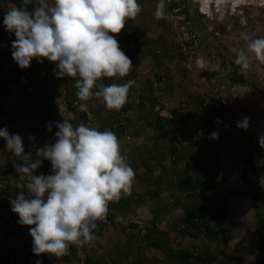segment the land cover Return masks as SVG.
<instances>
[{"label": "rangeland", "instance_id": "374dc122", "mask_svg": "<svg viewBox=\"0 0 264 264\" xmlns=\"http://www.w3.org/2000/svg\"><path fill=\"white\" fill-rule=\"evenodd\" d=\"M200 1L189 0L187 7H189V11L196 22H198V18H201L206 29L197 28L202 44H200L198 52L193 54L194 60L185 64L187 60L185 52L177 44V39L180 38L182 22H177L176 17L173 15V9L181 6L180 1L163 0L165 15L163 18L157 19L155 12L160 0H137L142 10L135 19L127 21L123 30L132 31L137 26L142 28L146 34L140 39L145 44L144 47L142 46L144 51L138 54L141 60L139 61L141 65L139 64L140 66L137 68L138 75L133 79L135 80L139 77V84L134 88L132 98L128 103L129 108L121 115V117H129L132 120L127 129L130 138L126 136L123 139L121 137L119 142L127 162L131 160L129 157L130 153H132L130 146L133 143H137L139 136H144L147 139L144 144L140 145L142 148L148 142L147 150L154 149L153 138L159 137L163 145L168 146L161 148V143L160 146L157 145V149H154V151L160 152V149H164L168 154L171 153L170 157H172V152H170L172 144L168 138L171 139L175 133L177 134L176 129L183 124L178 126L179 124L174 122L167 123V135L163 138L158 136L156 128L148 124L149 120L141 116L143 113L140 107L141 96L147 94L146 96L149 97V100L146 101L145 107L150 109L149 107L152 106L150 98L154 99V96L148 94L151 93L149 91L150 84L155 89L160 87L154 86L150 82L142 81L140 76L151 73V71L155 73V69L160 72L161 68L163 74L171 75L170 77L175 81H173V84H177L176 86L179 87L184 86L181 92L173 93L172 101L175 103L179 101L181 106L185 108V112L189 111L190 116L186 120L187 126L188 124L193 126L194 131H198L196 133H203L202 130L208 124V116H213L222 111L224 117L219 120L220 123L214 126V132L218 133V139H213L211 134L208 135V142L204 141L190 147V153L193 156H185L175 165L171 158H165L164 161H166L169 169L167 177L169 180H167V183L165 182L167 189H163L165 188V185H163L164 187L160 186V190H154L153 187L156 185H153L150 190V185L154 184L151 182H147V185H141V187L137 186L139 185L138 181L143 180V178L138 179V173L144 177L146 172L145 169L137 170L133 168L135 177L132 183L134 189L130 190L131 197L127 196L128 201L124 202L116 200L114 204L121 205L122 210L118 212L117 216L124 218L128 215H134V210L138 206L147 207L145 209L148 212L151 210L152 212L160 213L161 216L157 218L158 227L163 230L164 228L168 229L166 240L173 250H189L191 252L194 247H201V249L208 247L213 249V251H217L219 259L224 261L223 264H255L257 255L250 252V241L257 229V202L251 195L243 194V191L248 190V185L243 178L246 176L250 181L257 182L260 186L264 183V180L261 179L264 176V166H261L262 164L264 165V148H261L259 144V138L264 136V63L255 60L250 52H248V55L251 67L248 70L242 71L240 66L236 65L234 61L240 50L243 49L247 52L248 42L244 39L245 35L250 37V39L264 38V0H227L224 4H220L218 0H203L204 8L209 9L211 13L210 19L202 16L199 10ZM47 2L51 4L52 0H47ZM1 3L0 1V5ZM173 3L177 4L174 6ZM3 4L8 9V4L10 3L4 2ZM1 20L2 18L0 17ZM208 29H211L210 34ZM121 34L122 31L116 35V39ZM214 41L219 44L218 47L210 46V43ZM12 42L11 47H9L11 50H7L3 41L0 43V52L4 57H6L5 52L8 53L9 51L11 56L10 58L9 56L7 57L11 62L9 65L14 69L17 68L21 73H26L36 84H41L52 92L55 87H58L61 95L52 100L44 109H33V106L35 107L37 103L31 92L28 91L23 96V100H20L22 97L20 89L25 81L22 80V76L18 77L16 74V76H13V80H6L0 77L2 79L0 81L1 87L3 88V91L0 92V99H5L6 97L4 96L8 93V98L5 100L7 105L3 108V113L0 114V120L4 123V125L0 126V129L7 128L10 134H19L25 142L23 147L26 152L29 147H36L27 144L29 137H33L37 141L40 138L44 139L49 144L55 143V133L58 130L55 127L56 122H63L66 119L73 126L82 123L87 125V122H83V119L78 114L73 115L69 111L66 115L64 114L65 96L66 94H73L74 90L69 86L64 87V77L56 78L54 75L56 64L45 59L41 66L38 65L32 69L34 58L28 68L21 69L12 58ZM149 42L151 43L150 45L148 44ZM119 46L121 48L123 44L121 45L119 42ZM151 49H154L158 55V52L164 53L161 64L155 62L152 52H149ZM198 58H201V61H197ZM219 58L223 62H220ZM189 64L190 66H187ZM9 65L3 62L0 63V73L5 74L6 72L4 71H8L6 75H12ZM157 75L159 74L156 73V77ZM160 75L162 76L161 73ZM239 77H243V79L238 80ZM215 78H217L216 81ZM103 80L106 81V78H103ZM6 83H8L7 87H5ZM168 88L169 86H166L164 89ZM161 97H163L162 93ZM207 97H215L217 100L222 101L223 107L221 110H217L215 114H212L213 111H211L212 113L210 114L202 106L203 102L201 104V101L207 99ZM12 106L15 109L14 111L10 109ZM101 111L95 114L98 122L106 117V110ZM170 115H172V111L169 110L165 116L169 117ZM245 117L249 118V127L245 131L252 137L256 145L253 157L248 164L243 159V147L238 141L239 136H241L240 129L243 128L237 127V122ZM54 119H56V122H53ZM49 124L52 126L51 131L48 130ZM127 142L129 145L126 144ZM1 151H8L6 149V141L3 138H0V153ZM35 151L37 152V149ZM9 154L11 155L10 157L4 158L2 155L0 156L1 177H4L6 172H12L11 168L14 167V163L20 164L23 162L14 156L12 152L9 151ZM197 155V159L200 160L195 158ZM215 155L218 156L217 164L219 169L213 175V184L229 202L230 212L226 215L229 236L224 237L219 244L196 238H191L188 243L186 240V242L181 241L178 243L177 239L182 237L184 233L191 231L190 228H186L185 232H180L178 228L182 225L181 220L185 206H191L194 198H191L188 192H181L178 189L179 179L177 176L183 174L186 163L190 160L196 165L189 169L186 176L188 179H194L200 165L204 164L202 157L211 159ZM23 159L29 160L34 159V157L33 155L30 158L23 156ZM43 166L44 164L41 165L42 168H44ZM172 182L174 183L173 186L170 185ZM169 187L173 188L169 189ZM261 187L264 191V186ZM176 189L180 192L175 191ZM119 219L107 224L103 230H94V239L90 245L95 258L99 257L104 262L115 259L121 261L122 264H132L133 262L141 264L140 258L143 255L144 261L153 259L155 264H168V258L164 253L156 248L148 250L147 245L149 243L143 236L146 234L145 230L140 233L142 235L124 234V221ZM143 220L141 221L143 222ZM170 223L172 229L170 228ZM140 238H143V240H140ZM175 264L182 263L176 261Z\"/></svg>", "mask_w": 264, "mask_h": 264}, {"label": "clouds", "instance_id": "9594fccd", "mask_svg": "<svg viewBox=\"0 0 264 264\" xmlns=\"http://www.w3.org/2000/svg\"><path fill=\"white\" fill-rule=\"evenodd\" d=\"M30 4L33 0H22L23 6L12 7L3 19L5 29L14 40L9 47L12 42V58L18 66L26 69L34 58L39 63L46 59L56 64V78H77L76 95L83 102L78 105L81 112L88 111L87 101L94 96L102 98L109 110L122 108L134 80L123 84H99L98 90L93 89L103 78H124L131 71L132 61L121 50L116 35L128 20L135 19L141 12L137 0H52L51 4L47 0H36L29 10ZM163 9L164 3L160 0L155 12L157 19L164 17ZM199 10L202 16L210 19L211 13L204 8L203 0ZM3 37L0 43L3 41L6 47L8 43ZM244 39L248 42L247 52L240 50L234 61L242 71L251 67L248 52L264 63V38L250 39L245 35ZM157 77L155 86L162 87V80ZM55 127L58 129L55 143L49 144L41 138L32 141L33 137H29L31 141L27 144L36 147H29L26 152L19 134H10L7 128L0 129V138L6 141L8 150L1 151L0 156L10 157V151L23 161L14 163L11 168L14 173L6 172L0 179L11 184L17 196L10 200L11 211L18 214L21 225L30 226L32 251L37 256L61 257L68 253L72 244H90L97 222L107 216L109 203L129 193L135 177L111 130L99 131L83 123L73 126L66 119L56 122ZM237 127L247 130L249 118L238 121ZM51 128L49 124L48 130ZM211 137L218 139V133H211ZM259 144L264 148V136L259 138ZM31 155L34 159H23ZM47 160L53 174L45 176L40 173L44 170L41 165ZM35 170L38 173L34 175ZM261 179L264 180V176ZM142 223L143 226L153 225L146 220ZM182 225L183 228L178 229L185 232V225ZM186 234L190 235H183ZM191 252L196 254L193 248ZM36 264L41 261L37 260Z\"/></svg>", "mask_w": 264, "mask_h": 264}, {"label": "trees", "instance_id": "16d2710c", "mask_svg": "<svg viewBox=\"0 0 264 264\" xmlns=\"http://www.w3.org/2000/svg\"><path fill=\"white\" fill-rule=\"evenodd\" d=\"M2 3H10L7 6L8 7H22V0H0ZM181 8V12L188 15L189 19H191L189 7V0H179ZM36 0H33V4H30L28 6V9L31 10L32 7L35 5ZM177 3H173L175 6ZM7 11V9H6ZM5 15H2L0 12V17L4 19ZM144 30L140 27H134L132 31H124L122 30V34L117 36V40L123 44L121 46V50L130 58L136 57L139 53L143 52L144 49H142V46L144 47V42L141 41L140 38H143ZM13 36H15L13 34ZM123 36V37H122ZM3 37V30L0 29V41ZM147 41V38H146ZM118 42V43H119ZM10 44V43H9ZM151 44L150 42L148 43ZM127 45V46H126ZM149 52H152L153 58L155 57V62L157 64H161L162 57L164 56L163 52H158L159 56L154 49L149 50ZM0 61L6 62L8 65L11 63L7 57H4L3 54L0 52ZM42 63H39L36 59L34 60V63L32 64V69H34L36 66L40 65ZM10 66V65H9ZM13 70V71H12ZM10 71L12 75H6L0 73V77L6 80H13V76H27L26 73H21L16 68H12L10 66ZM138 75L137 73V67H135L134 64H132V68L130 73L124 77H113V78H106V81L103 79L98 82V85L96 88L93 89V91L98 90L99 84L109 85L112 83H119L123 84L127 82L128 80H133L134 77ZM165 75V78H162L161 75H157V79L162 82V87L169 86L167 90V94L170 96H173L174 90L176 87L179 88V92L183 90V87L176 86L177 84H173L175 81L172 80V77ZM0 79V81L2 80ZM77 78H72L65 76L64 81L65 85L73 88V94L69 95L66 94L65 96V103L68 107L69 113L76 115L78 114L80 118L83 119V122H87V125L90 127H96L99 131L104 130H111L118 138V140L121 139V137L124 139L126 136H128V125L132 123V120L129 117H121L123 113L129 108L128 103L129 100H131L132 96V89L133 86L130 88L128 95H127V101L123 105L122 108L119 110H109L105 107V104L103 102L102 98L92 97L87 101L88 105V111L87 112H81L79 110L78 106H73L74 100H78L77 98V88L75 87ZM243 77H239L238 80H242ZM135 81V80H134ZM142 81L150 82L154 84L155 82L148 77L142 79ZM174 81V82H173ZM241 82V81H240ZM8 83L5 84V87H7ZM2 84L0 82V92L3 91V88L1 87ZM56 86V85H55ZM28 88H31V95L35 98V101L37 105L33 109H38L39 107L44 109L52 100H54L57 96L61 95V92L59 91L58 87H55L53 92L48 89L44 88L41 84H36L34 80L30 77L23 83L21 86L20 92H21V98L20 100H23V96H25L28 93ZM155 87H153L154 89ZM161 88V87H160ZM67 90V89H66ZM151 91V90H150ZM176 91V90H175ZM3 94V93H2ZM4 96L5 99H0V114L3 113L4 107L7 105L8 93ZM183 94V93H181ZM147 94H144L141 96L140 99V107L143 110L142 117L145 119H148L149 125L154 126L156 128V133L158 136L163 137L167 135L166 133V124L174 122L175 124H183L178 129H176L177 134L175 133L170 140V143L172 144L170 152H172V157H170V154L165 152L163 149V153L155 152L154 149L146 150L142 154H139L136 156L135 152L132 150V153H130L129 157L131 160L128 162L129 165L134 169H145L144 177L138 173L137 177L138 179L143 178L144 185H147V182L155 183V174L154 168L161 167L162 172H168V168H166L163 164L165 158L172 159L174 161V165L178 163L183 157L185 156H193L190 153V147L195 144H199L201 142H208L207 136L210 135L215 131V125H217V121L221 120L224 116L222 115V111L215 115H210L207 117L208 124L205 129H203V133H196L198 131H194L193 126H187L186 120L190 116L189 111L185 112V108L181 106V103L179 101L177 103L174 102L175 105L172 107V116L170 118H166L160 113H155L154 111L148 109L145 107L146 101L149 100V97L146 96ZM201 99V98H200ZM214 101H217L215 97L211 98ZM152 100V98H150ZM79 101V100H78ZM201 101V100H199ZM203 101H201L202 104ZM80 103H83L80 101ZM152 105H154V101H151ZM12 109L11 111H14V107H10ZM106 110V117L99 120H96L98 122V126H95L92 121H89V112H93L97 114V112H102L101 110ZM67 111V112H68ZM45 112V111H44ZM211 114V111H209ZM213 114V113H212ZM4 125L3 121L0 120V126ZM2 128V127H1ZM58 131V130H57ZM240 135L238 138V141L240 142L241 147H243V159L245 160V163L248 164V162L251 161L253 157L254 150L256 148V145L254 141L252 140V137H250L247 132L244 129H240ZM130 137V136H129ZM131 140V139H130ZM129 145V143H126ZM121 154L122 153V147L120 146ZM124 149V148H123ZM195 157V156H194ZM198 158V155L195 157ZM202 162L204 164L200 165V168L198 169V172L195 175L194 179H188L186 176L189 172V169L192 168L194 165L192 161L188 160L186 163L185 169L183 171L182 175H178L179 183L178 187L181 192H188L189 196L191 198H194V201L192 202L191 206H185L184 209V215L181 220V223L185 225V228H190L191 231L188 233L191 237H194L196 239H204L208 240L209 242H215L216 244L221 243L224 237L229 236V229L227 228V220L226 215L229 214V202L228 200L223 197L222 192L213 184V175L216 170L219 169L218 162V156L215 155L211 157V159L202 157ZM200 160V159H197ZM44 170L40 174H44L45 176L53 174L52 166L50 161H46L45 165L43 166ZM38 173L37 170H35L34 175ZM39 174V175H40ZM162 174V173H161ZM166 175V173H164ZM149 178V179H148ZM152 181H148V180ZM244 182L248 185V190L243 191V194L251 195L257 202L256 204V216H257V229L255 235L252 237L250 243V252L256 253L257 255V261L255 264H264V193L261 188V186L257 182H252L247 178L246 176L243 178ZM131 189H134V187H131ZM127 196H130V192L123 194L121 198L119 199L121 202H124L127 200ZM128 201V200H127ZM115 201H112L108 205V210L110 211L109 214V220L111 223L116 219L118 212L122 210L121 205H115ZM126 216V215H124ZM194 217H198L199 219L197 221H193ZM202 218V219H201ZM110 223V224H111ZM172 223V222H171ZM170 223V228L172 229ZM107 226V223H103L102 221L97 222V227L95 230H103ZM187 226V227H186ZM134 232L126 233L125 227L124 234L134 235V234H140L142 228L143 230H146V234L143 235L146 238L147 243H149L148 250H152L156 248L160 252L164 253L165 256L168 258L167 263L168 264H175L176 261L181 262L182 264H223V260L219 259V254L217 251H213L211 248H200V252L198 254H193V252H190L189 250H176L172 249L169 246L167 239V230L166 228L161 229V227H158V224H153L152 226L146 225V226H139V223H134ZM179 230V229H178ZM180 231V230H179ZM184 231V229H182ZM180 231V232H182ZM142 235V234H140ZM142 236V237H143ZM140 237V236H139ZM134 239V238H133ZM140 240H143V238H140ZM114 264H122L121 261L118 260H112ZM141 264H155V261L153 259H148L147 261H144L143 255H141L140 258ZM98 263L103 264L101 261ZM161 263V262H160ZM132 264H139L137 262H133Z\"/></svg>", "mask_w": 264, "mask_h": 264}, {"label": "built area", "instance_id": "2783aa9c", "mask_svg": "<svg viewBox=\"0 0 264 264\" xmlns=\"http://www.w3.org/2000/svg\"><path fill=\"white\" fill-rule=\"evenodd\" d=\"M173 12L174 17H176L177 19L176 21L182 22L180 38L177 39V44L179 45L180 49L185 52V57L187 58L185 64H187L188 61L190 62L191 60H194L193 54L198 52L200 44H202L200 33L197 31V28L200 27L201 30H204L206 28L204 27L201 18H198V22H196L192 13H190L192 18L189 19L188 15L181 12L180 7L173 9ZM210 30L208 29L209 34ZM209 34L207 33V35ZM210 46L218 47V44L214 41L210 43ZM200 59L201 58H198L197 61H201ZM219 61L223 62L221 58H219ZM187 66H190V64ZM160 72L163 74L162 68ZM156 73H158V69H155V73L151 71V73H147L140 77L141 79L148 77L149 79L155 81ZM27 79V76H22L23 81H26ZM216 79L217 78H215V81ZM138 81L139 77L135 79V84L133 85L132 92L134 91L135 86L139 84ZM31 90V88H28L29 92H31ZM79 104L80 101H78L77 99L74 100L73 106H78ZM202 106H204V108L208 111H213V114H215L217 110H221L223 104L222 101H214L211 98L207 97V99L203 100ZM38 109H40V107ZM64 109V114L66 115L68 111L66 103ZM89 115V121H92L95 126H98L95 113L89 112ZM53 122H56V119H54ZM127 138L130 137L127 136ZM33 140L34 139H32V141ZM22 141L24 144L23 139ZM7 187H9L10 190L6 189ZM16 197L17 196H15L14 192L11 190V184L2 182L0 179V264H36L37 260L41 261V264H92V262L89 260L92 255V250L90 249L91 247H89L88 249L89 244H72L69 247L68 253L61 257H55L49 254H41L39 256L35 255L32 251L33 238L30 235V226L21 225L18 222V214L11 211L12 206L10 204V200L15 199ZM109 214L110 211L108 210L106 218L102 221L103 223H111L108 217ZM118 218H120L119 220L122 219L124 221L123 225L127 233L135 231L133 227L134 223H139V226H143L141 220H143L144 218L142 216L139 217L138 215H128L125 218L122 216H117L115 220L118 221ZM198 219V217L194 218L195 221H197ZM181 228H183V225L179 227V229ZM143 229L144 228H142L141 232L144 231ZM191 238L192 237L190 235L186 234L177 239V242L180 243L181 241L186 240L188 243ZM193 251H195L196 254L199 253L200 247H194ZM107 264L114 263L112 261H108Z\"/></svg>", "mask_w": 264, "mask_h": 264}, {"label": "crops", "instance_id": "0c3cea01", "mask_svg": "<svg viewBox=\"0 0 264 264\" xmlns=\"http://www.w3.org/2000/svg\"><path fill=\"white\" fill-rule=\"evenodd\" d=\"M4 4L3 3H1V5H0V12L2 13V15H5L6 14V12L8 11V10H10L12 7H8V9H7V11H6V8H5V6H3ZM1 24H2V26L0 27V29H2L3 31H5V35H4V37H3V39L4 40H7V41H5V42H7L8 44H7V46H6V48H7V50H10V48H9V46H10V41H12L11 40V33L10 32H8L6 29H5V26H4V24H3V19H2V21H1ZM9 56V58L11 57L10 56V54H9V51H8V53H7V57ZM131 61H132V64H134L135 65V67H137V68H139V66L141 65V62H139V61H141L140 59H139V56L137 55L136 57H134V58H132L131 59ZM136 62V63H135ZM140 64V65H139ZM150 84V83H149ZM146 86V85H145ZM162 89H160V88H157V89H153V86L150 84V90H151V93H148V94H150V95H152V96H154V99H152V101H154V105H152V106H150L149 108H150V110H152V111H154L155 113H160V115H162V116H164V117H166L165 115L167 114V111H173L172 110V107H174L176 104H174V102L172 101V98H173V96L171 97L170 95H168L166 92H167V90L166 89H164L165 87L163 86V87H161ZM149 90V91H150ZM176 90V91H175ZM174 90V93L175 92H178L179 93V88L177 87L176 89ZM161 93H162V96L163 97H161ZM177 97H179V96H177ZM167 99H168V103H167ZM171 100V101H170ZM172 115H170L169 117H166V118H170ZM154 127V126H153ZM155 128V127H154ZM152 136V135H151ZM153 136H154V134H153ZM138 141H136L137 143H133V144H131V146H130V149L131 150H133L136 154V156H138L139 154H141V151L142 152H145L146 150H147V143H146V145H144V147H142L141 148V144H144L145 143V141H147V139L144 137V136H139L138 138ZM150 139V138H149ZM153 140L154 141H152V139H151V141L153 142V145H155V149H157V145H161V143H162V141H160V138L159 137H156L155 139L153 138ZM168 146V145H167ZM166 145H163V143H162V147L161 148H165V147H167ZM160 151H163V149H160ZM158 153V152H157ZM164 164V166L167 168V164H166V161H164L163 162ZM162 173V174H161ZM164 173H166V175H164ZM154 174H155V178H154V180H155V183L154 184H152V185H150V190H151V187H153V185H156V186H154L153 187V189L154 190H157V189H161V187H164L163 185H165V188H163V189H167V186H166V183H167V180H169V179H167V177H168V175H169V173L168 172H162L161 171V167H157L156 169H155V171H154ZM174 176V175H173ZM171 180V179H170ZM139 183V185H137V186H139V187H141V185H144V182L141 180V181H138ZM166 182V183H165ZM171 186H173L174 185V183L172 182L171 184H170ZM161 186V187H160ZM171 188H173V187H169V189H171ZM179 189V188H178ZM175 191H177V192H180L179 190H175ZM145 206V205H144ZM149 206V205H148ZM131 208H133L132 206H131ZM146 209H147V207H145ZM143 206L141 207H137V208H135V210H134V215H138L139 217H143L145 220H146V222H148V223H152V224H158V222H157V218L158 217H160L161 216V214L160 213H158V212H152L151 210H149L150 212H148L146 209H145ZM168 231V230H167ZM89 247H91V245L89 244L88 245V249H89ZM91 250H93L92 248H90ZM91 258L89 259L91 262H92V264H100V263H98L99 261H101L100 259H99V257H97V258H95L94 256H95V254H94V252L92 251L91 252ZM95 258V259H94ZM102 259V258H101ZM103 264H106V263H104V261H101Z\"/></svg>", "mask_w": 264, "mask_h": 264}, {"label": "bare ground", "instance_id": "6f19581e", "mask_svg": "<svg viewBox=\"0 0 264 264\" xmlns=\"http://www.w3.org/2000/svg\"><path fill=\"white\" fill-rule=\"evenodd\" d=\"M212 1H214V0H212ZM218 1H219L220 4H222V3L224 4V3H226L227 0H218ZM259 1H260V0H259ZM215 2H216V1H215Z\"/></svg>", "mask_w": 264, "mask_h": 264}]
</instances>
